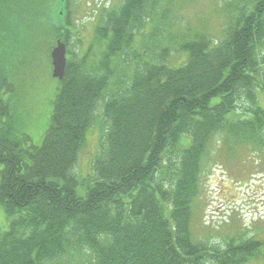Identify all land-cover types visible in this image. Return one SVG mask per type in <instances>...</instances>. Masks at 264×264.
Listing matches in <instances>:
<instances>
[{
    "label": "trees",
    "instance_id": "trees-1",
    "mask_svg": "<svg viewBox=\"0 0 264 264\" xmlns=\"http://www.w3.org/2000/svg\"><path fill=\"white\" fill-rule=\"evenodd\" d=\"M57 1L0 0V205L9 220L0 264H245L257 256L261 243L253 239L225 248L194 242L191 223L205 160L242 146L264 151L257 103L264 0L231 4L221 36L186 40L179 67L169 65L173 0L102 9V58L94 65L68 59L50 128L36 147L4 96L13 61H29L37 42L51 61L57 41L69 47L77 35L73 0L64 18L55 16ZM137 36L151 60L133 46ZM128 52L139 64L129 80L114 83L124 70L115 61ZM244 102L250 109L232 120ZM100 109L108 127L92 164L94 184L81 197L75 167Z\"/></svg>",
    "mask_w": 264,
    "mask_h": 264
},
{
    "label": "rangeland",
    "instance_id": "rangeland-1",
    "mask_svg": "<svg viewBox=\"0 0 264 264\" xmlns=\"http://www.w3.org/2000/svg\"><path fill=\"white\" fill-rule=\"evenodd\" d=\"M235 2L237 0H173L172 19L169 21L172 26L169 65L179 67L187 61L181 45L197 34L218 39L227 20L229 6ZM122 3L123 0L71 2L72 24L77 28V35L71 39L68 47L69 59L77 61L87 58L89 65L101 60L106 48H101L96 40L101 11L104 8H118ZM133 46L140 49L143 59L151 60L150 54L144 57L141 36L135 38ZM45 53L46 49L40 50L37 42L29 61H13V72L11 76H7L11 90L4 96L19 118L20 132L27 134L36 147L43 144L50 128L60 86L59 81L52 77V64L45 59ZM138 64L133 53L128 52L119 61H115V65L123 67L124 70L116 71L112 82L129 80ZM258 79L262 86L258 92L257 103L264 110V65ZM114 89L112 86L111 90ZM249 109V103L244 102L237 109L236 115L230 118L238 120L243 116L242 112ZM107 127L108 122L100 109L75 167V173L80 177L78 196H86L88 189L94 184L93 179H90L93 177L92 164ZM219 147H223V143L216 139L211 150L217 156L220 155ZM209 160L204 161L199 195L193 204L191 232L194 242L225 248L231 241L253 239L261 243L260 252L245 264H264V151L242 146L236 147L231 157L220 155L214 161ZM3 168L0 165V172ZM8 229L9 220L0 205V232ZM83 263L90 264L86 261Z\"/></svg>",
    "mask_w": 264,
    "mask_h": 264
},
{
    "label": "water",
    "instance_id": "water-1",
    "mask_svg": "<svg viewBox=\"0 0 264 264\" xmlns=\"http://www.w3.org/2000/svg\"><path fill=\"white\" fill-rule=\"evenodd\" d=\"M67 0H58L55 9V16L64 18L66 14ZM52 60V77L54 79L63 80L67 66V46L62 41L58 40L56 46L51 52Z\"/></svg>",
    "mask_w": 264,
    "mask_h": 264
},
{
    "label": "bare ground",
    "instance_id": "bare-ground-1",
    "mask_svg": "<svg viewBox=\"0 0 264 264\" xmlns=\"http://www.w3.org/2000/svg\"><path fill=\"white\" fill-rule=\"evenodd\" d=\"M79 176V175H78Z\"/></svg>",
    "mask_w": 264,
    "mask_h": 264
},
{
    "label": "flooded vegetation",
    "instance_id": "flooded-vegetation-1",
    "mask_svg": "<svg viewBox=\"0 0 264 264\" xmlns=\"http://www.w3.org/2000/svg\"><path fill=\"white\" fill-rule=\"evenodd\" d=\"M69 59V58H68Z\"/></svg>",
    "mask_w": 264,
    "mask_h": 264
}]
</instances>
